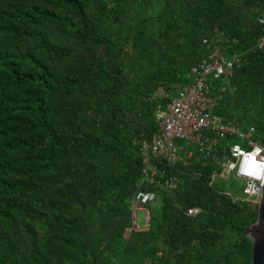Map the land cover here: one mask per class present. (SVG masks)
Returning <instances> with one entry per match:
<instances>
[{"label": "trees", "instance_id": "16d2710c", "mask_svg": "<svg viewBox=\"0 0 264 264\" xmlns=\"http://www.w3.org/2000/svg\"><path fill=\"white\" fill-rule=\"evenodd\" d=\"M263 35L264 0H0V264H251L257 202L180 140L145 183L138 142L218 48L240 62L209 78L214 112L264 147ZM137 190L159 214L135 231Z\"/></svg>", "mask_w": 264, "mask_h": 264}, {"label": "built area", "instance_id": "2783aa9c", "mask_svg": "<svg viewBox=\"0 0 264 264\" xmlns=\"http://www.w3.org/2000/svg\"><path fill=\"white\" fill-rule=\"evenodd\" d=\"M256 48L264 47V35L256 40ZM240 57L233 54L224 56L218 48L212 50L190 69V78L176 86L175 94L168 95L162 89L156 92L158 97H167L154 111L157 132L149 140L138 142L142 154V173L145 183H152L160 174L159 164H173L184 161L192 151L182 155L183 146L176 141L194 144L204 157L222 172L234 173L243 182V192L249 197L261 196L264 182V147L254 137L252 127L242 128L236 120H224L214 112L216 97L211 93L209 78L226 76L227 72L238 65ZM223 141V142H221ZM173 183V181H166ZM156 199L149 190H137L131 201V230L146 229L137 222L136 211L149 216L146 206ZM253 200V199H249ZM260 200V197H259ZM259 200H253L258 202ZM197 208H189L187 214L197 213Z\"/></svg>", "mask_w": 264, "mask_h": 264}, {"label": "rangeland", "instance_id": "374dc122", "mask_svg": "<svg viewBox=\"0 0 264 264\" xmlns=\"http://www.w3.org/2000/svg\"><path fill=\"white\" fill-rule=\"evenodd\" d=\"M211 184L218 188L219 190L230 194L235 199H244V200H259L260 196L249 197L248 195L244 194L243 192V182L238 179L234 173L222 172L220 174L214 175L211 178ZM151 216H157L159 214V207L157 203L154 201L146 206ZM136 219L137 222H143L144 212L143 211H136Z\"/></svg>", "mask_w": 264, "mask_h": 264}, {"label": "water", "instance_id": "95a60500", "mask_svg": "<svg viewBox=\"0 0 264 264\" xmlns=\"http://www.w3.org/2000/svg\"><path fill=\"white\" fill-rule=\"evenodd\" d=\"M243 235L251 239V264H264V182L256 220L243 230Z\"/></svg>", "mask_w": 264, "mask_h": 264}, {"label": "bare ground", "instance_id": "6f19581e", "mask_svg": "<svg viewBox=\"0 0 264 264\" xmlns=\"http://www.w3.org/2000/svg\"><path fill=\"white\" fill-rule=\"evenodd\" d=\"M223 54V53H222ZM224 55V54H223Z\"/></svg>", "mask_w": 264, "mask_h": 264}]
</instances>
